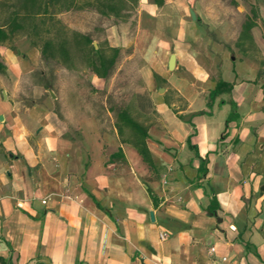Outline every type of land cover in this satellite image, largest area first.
Returning <instances> with one entry per match:
<instances>
[{
  "label": "crops",
  "instance_id": "0c3cea01",
  "mask_svg": "<svg viewBox=\"0 0 264 264\" xmlns=\"http://www.w3.org/2000/svg\"><path fill=\"white\" fill-rule=\"evenodd\" d=\"M191 8L134 10L140 64L126 87L148 104L153 169L120 141L113 97L3 63L32 82L0 96V264H264V39L256 27L251 42L203 33ZM124 38L112 26L106 40L123 49ZM120 69L110 83L89 73V84L111 92ZM221 81L231 90L210 99Z\"/></svg>",
  "mask_w": 264,
  "mask_h": 264
},
{
  "label": "trees",
  "instance_id": "16d2710c",
  "mask_svg": "<svg viewBox=\"0 0 264 264\" xmlns=\"http://www.w3.org/2000/svg\"><path fill=\"white\" fill-rule=\"evenodd\" d=\"M153 1L158 6L163 4V0ZM137 5L138 0H0V11L5 16V21L0 25V46L15 35H25L44 62H54L69 72L82 69L99 79L108 80L122 60L123 49L111 46L106 39L95 47L91 36L68 28L57 15L64 11L92 9L102 18H122L125 21L131 17ZM250 8L240 35V40L246 42L252 41L250 33L256 27L257 19L255 9ZM6 71V66L0 62V75H5ZM231 88L225 82H218L209 98ZM140 104H143V99L135 96L128 103L121 102L110 109L120 141L132 146L142 161L153 169L146 142L148 126L145 125Z\"/></svg>",
  "mask_w": 264,
  "mask_h": 264
},
{
  "label": "rangeland",
  "instance_id": "374dc122",
  "mask_svg": "<svg viewBox=\"0 0 264 264\" xmlns=\"http://www.w3.org/2000/svg\"><path fill=\"white\" fill-rule=\"evenodd\" d=\"M188 1H190V3L192 2L191 11L196 17L195 20L192 19V21L200 25L199 31L203 33H208L210 31L213 33L214 30L223 32L226 33L231 40L241 31L242 24L246 16L250 13V7H253L257 14L255 33L258 37L264 39V0ZM130 16L129 20L125 21L122 18L119 20L105 19L92 9L64 11L57 15V18L68 28L91 36L95 44L106 39L112 26H114L115 35L117 37L118 35H124L125 48H123L122 60L119 63L121 69L118 76L115 77L111 92L96 91L89 84L90 74L88 71L79 69L69 72L54 62H44L39 51L32 47L30 38L25 35H15L4 45L0 46V62L16 64L17 62L19 63L25 60L30 65H37L38 69H42L48 76L52 74V71L58 77L59 85L63 87L62 89L64 90L68 91L71 87L75 86L76 90L85 92L83 94L84 96L107 97L109 99L113 97L115 100H112V102L107 100L108 107H113L121 102L128 103L127 101L134 98L136 95H132L135 89L134 87L130 88L126 86L127 83H138L137 67L140 64V56L138 53L133 55L136 48L135 43L137 37L136 13L132 12ZM187 18L191 21V14H188ZM4 21V13L0 11V25H2ZM147 26L148 28L155 29V32H158L160 29L165 31L167 25L156 23L148 24ZM214 36V34L210 35V37ZM207 39H209L208 34L201 46L207 47ZM250 54L258 59L262 57L260 51H251ZM31 82L32 78L28 77H23L22 79L21 77H15L13 74L0 75V96L2 93H5L7 96L17 95L18 93L25 94L26 92L28 94L29 91L26 88ZM102 83L101 80L98 81V86L102 85ZM108 83H110L109 79ZM139 97L143 99V104L140 105H142V110L145 112L148 110V104L146 100H144V97ZM139 120L142 119L139 117Z\"/></svg>",
  "mask_w": 264,
  "mask_h": 264
},
{
  "label": "built area",
  "instance_id": "2783aa9c",
  "mask_svg": "<svg viewBox=\"0 0 264 264\" xmlns=\"http://www.w3.org/2000/svg\"><path fill=\"white\" fill-rule=\"evenodd\" d=\"M159 238H160V240L161 241H165V240H167L168 238H169V234L167 233V232H161L160 234H159ZM215 252V249L214 248H211L210 249V253H214ZM226 261V259L225 258H223L222 259V262H225Z\"/></svg>",
  "mask_w": 264,
  "mask_h": 264
},
{
  "label": "water",
  "instance_id": "95a60500",
  "mask_svg": "<svg viewBox=\"0 0 264 264\" xmlns=\"http://www.w3.org/2000/svg\"><path fill=\"white\" fill-rule=\"evenodd\" d=\"M191 18L193 19V20H195V14L191 11ZM94 46L96 47V44L94 43ZM174 55H172L171 56V58H170V61H169V69L170 70H172L173 68H174Z\"/></svg>",
  "mask_w": 264,
  "mask_h": 264
}]
</instances>
